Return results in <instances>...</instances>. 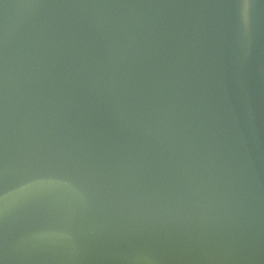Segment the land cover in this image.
<instances>
[{
  "label": "water",
  "instance_id": "water-1",
  "mask_svg": "<svg viewBox=\"0 0 264 264\" xmlns=\"http://www.w3.org/2000/svg\"><path fill=\"white\" fill-rule=\"evenodd\" d=\"M0 264H264V0H0Z\"/></svg>",
  "mask_w": 264,
  "mask_h": 264
}]
</instances>
